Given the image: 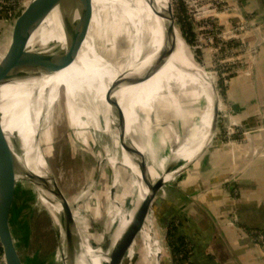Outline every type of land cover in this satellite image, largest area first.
Listing matches in <instances>:
<instances>
[{"label": "bare ground", "instance_id": "1", "mask_svg": "<svg viewBox=\"0 0 264 264\" xmlns=\"http://www.w3.org/2000/svg\"><path fill=\"white\" fill-rule=\"evenodd\" d=\"M167 1L164 8L161 0H85V3L89 4L88 7L83 0H75L67 14V21L80 24L88 20L90 28L87 34L82 35L81 30L67 29L59 19L58 11L54 10L32 36L29 50L37 52L38 55L27 75L17 79V87L12 88L13 102L4 126H7L6 130L9 133L16 131L20 171L27 172L32 178L24 174L21 176L30 181L37 178L49 189L51 199L48 198V201L40 194L39 199L58 230L64 264H104L108 262L109 253H103L99 248L93 249L90 245L81 243L73 224L69 230L78 243L75 258L73 259V255L67 252L64 230L68 229L72 210L64 202L47 160L42 159L38 150V146L41 149L38 140L41 133L40 117L43 115L41 109L42 114L38 115L41 103L46 102L47 105L50 97L56 95L57 90L63 86L73 106L75 102L84 98H87V101L91 100L95 105H101V112L104 111V115L100 113L95 118L98 132H101L100 122L103 120L106 129L117 128L120 134L130 137L136 154L131 156L121 150L120 160L110 159L112 163L129 167L136 181L135 207L122 219L119 229L112 236L113 247L131 225L138 199L141 200L147 194L141 169V155L152 153L154 134L151 133L150 139H146L145 135L150 127V118L147 116L154 112L156 104L163 102L171 110L180 97L189 93L188 96L193 95L195 99L193 101L197 102L198 106L204 107L203 113L196 118L200 120L208 105L206 135L204 133L200 140L201 146L195 149L189 146L184 152V162L180 161L181 156L178 152L172 155L176 165L191 162L203 147V143L208 140L217 103L213 95L215 85L205 77L175 28L170 14L171 1ZM107 9H110L113 16L115 14L121 17L122 29L118 33L126 39L127 34L130 35V39H127L129 55L121 69L111 62L107 54L104 52L102 54L101 49L95 44L101 37L97 34L101 28L108 29L111 26V20L107 21L106 27L104 26L106 22L102 19ZM173 25L178 47L174 54L170 52L164 31L166 27ZM112 42L114 44V41ZM44 68L49 69V72L31 75L32 70L41 71ZM136 78L139 79L136 81L138 86L130 87ZM124 79L125 82L122 84L121 80ZM118 99L121 100V108L114 111L113 116L107 102ZM179 107L174 106L172 111L179 110ZM192 107L197 108L196 105ZM76 127L81 128L79 124ZM150 172L152 173L151 169ZM72 216L76 222L74 211ZM141 233L142 235L147 233L146 227Z\"/></svg>", "mask_w": 264, "mask_h": 264}, {"label": "rangeland", "instance_id": "2", "mask_svg": "<svg viewBox=\"0 0 264 264\" xmlns=\"http://www.w3.org/2000/svg\"><path fill=\"white\" fill-rule=\"evenodd\" d=\"M21 1L24 2L26 7V4L28 5L30 0ZM161 1L165 8L168 1ZM209 3V0L204 1L202 4H199L197 0H172L170 14L172 19L174 16L175 28L178 30L181 38L184 39L198 66L203 70L205 77L210 79L212 84L215 85L220 105H223V96L220 94V91L223 89L224 81L228 83L230 78L233 77L232 75L237 72L233 74L228 73L227 75V72H225L223 76L218 75L219 63H223L224 65L229 63H227V58L224 54L216 52L215 46L210 44L207 38L208 32L206 30L208 29V24L211 23L210 19L212 16H215L214 8L210 7ZM224 6L227 7V5ZM179 7L182 10L179 11ZM222 13V20H225L227 17L233 18L234 16H241L236 6L233 11H225ZM102 19L106 22L104 23L106 27L107 21L111 20V26L108 29H105V27L101 28L103 32L100 30L97 33L101 37L95 41V44L98 49H101L102 54L103 52L105 55L107 54L111 58V62L115 63L121 69L124 67V61L129 55V42L127 39H130V35L127 34L126 39L118 33L122 29L121 17L118 15L115 16V14L113 16L110 9H107L103 13ZM13 21L4 22L0 20L1 59L4 56L3 51L9 41ZM204 22H207V25ZM203 24L205 28L202 30ZM237 26L230 22L222 29L230 30L235 29ZM3 40L5 42L2 43ZM112 41H114V44ZM29 43L28 49H30L31 41ZM125 45L126 47L124 48ZM242 57L243 55L238 53L233 59L240 64ZM16 81L4 86L0 90V108L3 119L6 109L4 104L6 103H2V99L4 98L10 102L11 98H13V94H11L12 88L17 87ZM60 88L57 90L56 95L50 97L47 105L45 102L41 103L39 107L38 115L41 112L43 113L40 117L41 133H39V142L45 159L47 160L49 170L56 179L64 202L68 207L71 206L76 215V223L79 231L83 235L84 243L90 245L93 249L99 248L103 253L107 254L113 248L112 236L119 229L122 219L135 207L134 202L136 197L134 195L136 194V188L134 185L136 181L129 167L124 164L110 162V159L120 160L122 149L110 135L98 132L95 127V118L102 111L101 105H95L91 100L87 101V98H84L81 101L78 100L75 102V106H73L66 96L64 87L61 86ZM188 94L187 96L180 97L175 102L176 105L172 107L180 106L176 112H183L185 115H188V120L180 118V120H184L181 124L183 125L182 127H185V131L189 132L188 137L185 135L184 138L180 139L181 136H175L173 134V132L177 133V129H181L179 125L180 120H178V116L173 112H170L169 117L164 122H162V119L158 120L157 117L155 118L154 112L150 116H147L150 118V127L145 137L146 139H150L149 136L152 133L154 134V138L152 153L144 155L152 171V179L162 176V173L168 167H174L175 169L184 165L185 163L176 165L172 160V155H176V152H178L180 156L182 155L180 161L184 162L183 158L185 156L183 149L187 150L188 145L185 146V144L192 141L194 137L199 140L206 133L205 129H207L209 116L208 105L203 118L201 120L196 119L200 112L203 113L204 107L191 108L193 95L190 94L188 96ZM161 105L166 106L163 102ZM76 106L77 109H75ZM226 118H228L227 112L220 111L215 131L218 140L223 138L222 128ZM228 121H230L229 118ZM163 123L165 125L168 123L170 128H167V125L163 127ZM77 124L81 128H77ZM230 124L232 125V122ZM163 128L164 132L160 136L163 138L162 140H158V135L156 134L163 131ZM229 129L232 128L230 127ZM114 130L119 133L117 128ZM210 130L209 128V132ZM169 134L172 135L171 138ZM173 139L176 142H173L174 144L171 142ZM184 139H187V141L182 144L185 141ZM177 144L182 145V147L175 152ZM158 145L161 148L156 149ZM190 168L192 166L176 176L173 181L166 183L158 192V195L163 194V189L167 185L174 184ZM21 174L32 178L27 172L21 171ZM21 177L24 178L23 176ZM67 202H69L70 206ZM17 206L19 207L20 217L19 225L16 226V236L23 260L27 264H64L58 230L51 216L42 206L39 199V192L30 184L24 185L23 181L19 182ZM153 216V214L152 216L151 214L149 215V220L151 219L154 226L153 239H157L162 247L161 259H159L158 264H169V258L173 256L166 245L164 230L159 226ZM147 235L148 232L143 236H146L148 239ZM144 248L145 245L141 241L140 236L131 253L125 259L124 264H140L139 262H142Z\"/></svg>", "mask_w": 264, "mask_h": 264}, {"label": "crops", "instance_id": "3", "mask_svg": "<svg viewBox=\"0 0 264 264\" xmlns=\"http://www.w3.org/2000/svg\"><path fill=\"white\" fill-rule=\"evenodd\" d=\"M228 1L237 4L239 15L253 23L243 34L248 48L242 62L235 66L237 73L220 91L223 96L220 111L227 112L230 121L224 120L223 138L218 140L215 132L206 152L174 184L167 185L154 205L165 239L167 227L178 222L179 235L193 244L192 264H264V246L251 234L256 231L264 234V0ZM238 20L237 16L227 17L220 24L226 27ZM193 100L192 106L200 108ZM7 101L2 99V103H6L4 122L13 99L8 104ZM172 110L174 108L170 110L158 104L154 117L164 122L173 112L178 120L187 119L188 115ZM183 121H179L181 129L173 132L181 136L180 139L189 136L182 127ZM166 125L170 128L168 123ZM162 132L164 128L156 134L158 140H162ZM201 138L194 137L189 143L184 139L182 144L195 149L201 146ZM180 147L182 145L177 144L175 152ZM19 217L17 206L16 226ZM146 230L148 239L141 233L145 248L140 259L143 264H158L162 247L153 239L154 226L149 217Z\"/></svg>", "mask_w": 264, "mask_h": 264}, {"label": "water", "instance_id": "4", "mask_svg": "<svg viewBox=\"0 0 264 264\" xmlns=\"http://www.w3.org/2000/svg\"><path fill=\"white\" fill-rule=\"evenodd\" d=\"M74 1L75 0L29 1L28 5H26L24 10L14 21L8 44L3 51L4 56L2 57V59L0 58V90L4 86L9 85L13 81L27 75V71L38 55L37 52L34 53L28 49L29 42L31 41L32 36L39 30V28L43 25L45 20L54 10L58 11L59 19H61L67 29L73 28L77 31L81 30L82 35L88 33L90 28V22L88 20L85 22H81L80 24H72L71 22L67 21V14L70 11L72 3ZM83 2L88 7L89 4L85 3V0H83ZM172 20L175 24L174 16ZM173 28L174 25L173 27H166L164 30L168 47L172 54H174L178 50L176 38L174 35L175 28ZM32 71L33 72L31 75L34 76L38 72H49V69L44 68L41 71L35 69ZM137 80L139 79H133V83L130 84V87L138 86L136 82ZM141 81L144 82L145 80ZM124 82L125 79L121 80L122 84H124ZM213 95L217 103L214 110L211 130L208 134V140L207 142L203 143V147L200 149V151L197 152L195 158L191 162H185L184 165L179 166L175 169L174 167H168L162 174V176L153 180L149 165L147 164L145 158L146 156L141 155V169L144 176L143 178L144 184L147 189V194L141 200L138 199L131 225L109 252L108 262L104 264H124L125 259L131 253L138 238L141 236V232L146 225L151 210L154 209L158 192L166 183L170 182L180 173L192 166L210 146L215 136L217 122L220 114V100L215 88L213 90ZM107 104L111 108V115H113L114 111L116 112L117 109L121 108V100L119 101V99L113 102L109 101L107 102ZM101 114L103 116L104 111L101 112ZM105 125V122L101 120L100 126L102 128V133L110 135L112 139L120 145L121 149L124 152L128 153L131 156L136 154L129 136L115 132L113 130V127L106 129ZM6 128L7 126H4L3 114L0 108V243L2 246L6 264H27L20 254L16 236V208L19 182L23 181L24 185L30 184L36 189V191L39 192L40 195H42V197L47 200L48 198L51 199V194L49 193V189L41 181H38L39 179L35 178V181H29L21 177V171L19 168L18 137L15 130L12 131V133H9ZM38 150L40 151L39 153L41 154L42 159L45 160V156H43V152L41 151L39 146ZM67 203L69 204V202ZM69 209L72 210V212L69 215L70 222L68 223V229L64 230L66 236L65 244L67 245L65 246L67 247L66 249L68 254L73 255L72 257L74 259L78 243L74 238L71 230H69L70 225L73 224L72 226L76 228L79 241L81 243H84L85 240L81 231H79L78 229L77 223L74 221V218L72 216L73 209L71 208V206L69 207ZM169 264H174L173 257L171 256L169 258Z\"/></svg>", "mask_w": 264, "mask_h": 264}, {"label": "built area", "instance_id": "5", "mask_svg": "<svg viewBox=\"0 0 264 264\" xmlns=\"http://www.w3.org/2000/svg\"><path fill=\"white\" fill-rule=\"evenodd\" d=\"M204 1L207 0H197L199 4H202ZM209 6L214 8L215 16H212L210 19V24H208V29L206 30L208 32V39L210 44L214 45L216 48V52H221L224 54L227 58V63L224 65L223 63H219L220 65L218 67H221V70H218V75L223 76L225 72L226 75L228 73L233 74L237 72V69L235 66L237 65V61H235L233 58L238 53H243L248 48L247 43L244 41L243 34L251 29V26H253L252 22L246 21L241 16H237L240 18L236 23L238 25L235 29L230 30H223L222 26L220 24L222 12H231L233 11L234 7L237 6V4L231 3L228 0H209ZM224 5H227L225 7ZM21 7V9H20ZM25 4L21 0H0V20L2 21H12L16 20V18L19 16V14L24 10ZM217 20V23L215 22ZM13 21V22H14ZM253 21V19L251 20ZM207 22H204L206 24ZM204 24L202 26V30L205 28ZM207 25V24H206ZM229 55V57H227ZM235 64V65H234ZM224 66V67H223ZM228 70H225V69ZM224 86L227 84L226 81H224ZM231 130V129H229ZM233 132V130H231ZM166 190V187L163 189V191ZM154 215L153 217L156 219L155 211L152 209L151 211ZM151 220V219H150ZM149 220V221H150ZM178 224V222H176ZM252 235L255 236V239L257 242H259L262 246H264V234L261 232H251ZM186 252H182L180 255H178L179 264H192L191 256L193 252V246H188L185 248ZM0 264H6L5 257L3 254L2 246L0 243Z\"/></svg>", "mask_w": 264, "mask_h": 264}, {"label": "trees", "instance_id": "6", "mask_svg": "<svg viewBox=\"0 0 264 264\" xmlns=\"http://www.w3.org/2000/svg\"><path fill=\"white\" fill-rule=\"evenodd\" d=\"M182 10V8L179 7V11ZM191 43V41H190ZM126 45L124 46V48ZM166 245L171 253V255L174 258L175 264H179L178 255H180L182 252H186L185 248L188 246H193V244L182 238L178 233V224L175 222H172L166 229ZM140 264H143L142 262H139ZM138 264V263H137Z\"/></svg>", "mask_w": 264, "mask_h": 264}]
</instances>
